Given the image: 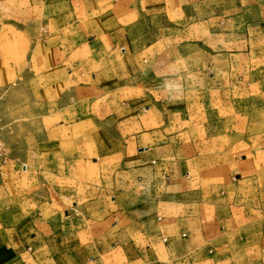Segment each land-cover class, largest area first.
<instances>
[{
  "label": "crops",
  "instance_id": "1",
  "mask_svg": "<svg viewBox=\"0 0 264 264\" xmlns=\"http://www.w3.org/2000/svg\"><path fill=\"white\" fill-rule=\"evenodd\" d=\"M200 3L213 5L0 0L16 16L10 25L0 14V133L10 157L0 187L31 185L0 205V264H227L226 247L247 245L253 230L254 246L264 245V176L241 138L246 117L216 125L210 86L206 97L188 89L203 51L182 41V21L205 23L208 40L216 22L184 13ZM233 19L248 21L235 56L250 58L254 43L264 52V25ZM152 20L174 39L150 40ZM23 92L45 137L31 162L7 139L3 97ZM252 178L263 188L247 190Z\"/></svg>",
  "mask_w": 264,
  "mask_h": 264
},
{
  "label": "rangeland",
  "instance_id": "2",
  "mask_svg": "<svg viewBox=\"0 0 264 264\" xmlns=\"http://www.w3.org/2000/svg\"><path fill=\"white\" fill-rule=\"evenodd\" d=\"M209 1L210 3L213 2V5L200 3L198 6L193 7L184 6L183 9L186 15L193 14V18L199 17V20L206 19L208 15H213L216 18L215 24L209 23L208 32L211 33V40H208L207 31L203 30L205 23L197 24L195 23L196 21L191 22L187 17H184L182 21V41L193 44L203 51L198 59L200 61V70L196 69L189 76V81L192 80L194 85H189L188 89L190 93L198 92L199 95H205L208 93L207 86H210L211 92L213 90L215 95V100H211L210 105L211 109L214 110L216 125H218V121L225 118H227V122L230 121L232 123L234 119L228 118L232 113L237 115L238 112H241L242 118L246 117L244 119L245 124L242 120L240 125L244 124L245 127L248 126V129L241 131V138L244 144H248L254 149V158L259 164L258 173L264 176V52L260 51L259 46L254 43V53L250 58L249 54L246 60H240L235 56V53L239 49L235 43H238L239 39L243 38L238 33L243 27L246 26L247 28L248 21L238 22L233 19L240 14H244V16H249L250 18L254 17V31H256L258 26L264 25V21H262L264 20V0ZM243 2H247L248 5L241 6ZM8 8L9 6L4 7L0 11V14L9 13ZM5 9H7V12ZM22 9V17L24 19L27 18V15H31V9L26 5V2L22 5ZM252 11H254V15L250 14ZM14 14L15 12L8 14V20L5 24H15L13 18L16 16ZM19 17L17 16L18 19ZM222 19H229L231 21L230 25L229 22H221ZM3 23H0V25H3ZM192 23H195V25ZM148 25L150 27V40L164 38L172 41L174 39V32L170 29L158 32L159 26L157 20L149 21ZM190 25L193 27H190ZM237 26H239V29ZM230 31L233 33L232 36L234 38L228 35L225 36V34H231ZM251 39L253 38L251 37ZM212 85H214L213 88ZM3 98V103L7 109L8 121H10L11 129L7 135V139L11 142L12 152L18 157L31 162L38 157L37 151L40 152L42 146L41 144L40 148H36V141L44 140V134L41 133L36 121H32L29 112L31 105L24 92L17 97ZM200 104L202 105L200 109H207L208 103L206 104L205 101H201ZM236 121L238 122V120ZM186 127H184V130ZM186 136L190 138V134H184L183 138L188 139ZM18 142H21L22 146L15 150L13 147ZM86 154L93 156L94 149L92 147L91 149L87 148ZM30 187L31 185L21 186L19 182H7L6 185L0 187V205L20 197L23 194L22 192ZM246 188L249 190L253 188L262 189L263 187H259L258 182L252 178L248 180ZM252 215L254 224V214ZM250 236L251 240L247 245L236 240L226 247L225 254H229L227 264H254V256H259V261H263L259 263L264 264V245L259 240L257 241V246H254V230Z\"/></svg>",
  "mask_w": 264,
  "mask_h": 264
},
{
  "label": "built area",
  "instance_id": "3",
  "mask_svg": "<svg viewBox=\"0 0 264 264\" xmlns=\"http://www.w3.org/2000/svg\"><path fill=\"white\" fill-rule=\"evenodd\" d=\"M10 159L8 150L2 140L0 133V167Z\"/></svg>",
  "mask_w": 264,
  "mask_h": 264
}]
</instances>
